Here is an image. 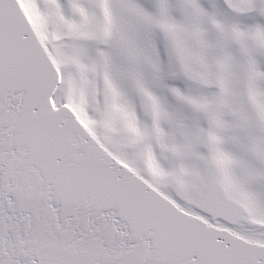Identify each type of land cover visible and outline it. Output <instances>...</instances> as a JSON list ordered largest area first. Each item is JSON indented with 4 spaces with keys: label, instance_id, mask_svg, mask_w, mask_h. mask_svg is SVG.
Listing matches in <instances>:
<instances>
[{
    "label": "snow or ice",
    "instance_id": "snow-or-ice-1",
    "mask_svg": "<svg viewBox=\"0 0 264 264\" xmlns=\"http://www.w3.org/2000/svg\"><path fill=\"white\" fill-rule=\"evenodd\" d=\"M0 264H264V0H0Z\"/></svg>",
    "mask_w": 264,
    "mask_h": 264
}]
</instances>
